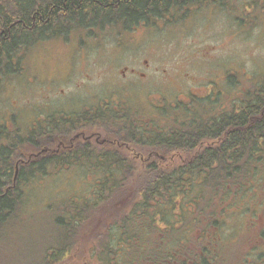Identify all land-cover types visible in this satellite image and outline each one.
Wrapping results in <instances>:
<instances>
[{"label": "trees", "instance_id": "16d2710c", "mask_svg": "<svg viewBox=\"0 0 264 264\" xmlns=\"http://www.w3.org/2000/svg\"><path fill=\"white\" fill-rule=\"evenodd\" d=\"M206 2L0 0V78L8 76V54L15 58L22 49L90 28L154 25ZM159 102L149 114L121 101L55 117L36 135L28 133L25 145L9 136L0 173L33 149L27 142L34 137L69 144L75 134H93L98 143L74 140L70 158L46 157L15 179L0 176V264H264V255L251 259L253 249L247 250L264 243V218L244 221L243 212H233L260 181L264 192V180L251 182L264 160V80L218 115L209 98ZM70 169L83 173L86 196L45 209L50 237L17 234L24 217L34 223L38 214L25 210L23 188ZM262 206L256 203L260 213ZM234 215L241 219L228 231Z\"/></svg>", "mask_w": 264, "mask_h": 264}, {"label": "rangeland", "instance_id": "374dc122", "mask_svg": "<svg viewBox=\"0 0 264 264\" xmlns=\"http://www.w3.org/2000/svg\"><path fill=\"white\" fill-rule=\"evenodd\" d=\"M117 29L93 31L95 36L74 33L66 40L46 41L32 48L21 60L17 78L0 83V133L6 124L27 131L38 112L77 114L121 101H132L143 114H149L153 111L149 108L160 100L169 105L176 100L187 102L190 97L209 98L212 114L218 115L241 104L264 79L261 0L194 5L154 25L139 24L121 34ZM144 60L149 68L143 67ZM123 68H127L124 76ZM139 68L144 79L130 74ZM81 174L75 169L62 170L24 187L25 210L38 214L34 223L24 217L16 233L36 240L50 237L51 219L45 209L86 196ZM259 179L264 180V160L251 182ZM260 182L261 188L233 209L244 213V221L264 218V206L261 213L256 207L264 201ZM240 216L228 218L226 230H233ZM241 231L239 227L236 234ZM35 233H39L37 237ZM263 244L256 250L254 245L247 247L253 249L251 259L264 255Z\"/></svg>", "mask_w": 264, "mask_h": 264}, {"label": "flooded vegetation", "instance_id": "af4514ba", "mask_svg": "<svg viewBox=\"0 0 264 264\" xmlns=\"http://www.w3.org/2000/svg\"><path fill=\"white\" fill-rule=\"evenodd\" d=\"M223 2L225 0H208V2H206L207 4H215V3H219V2ZM106 28L109 27H105L102 30H105ZM93 32L94 28H90L88 30H84L82 32ZM38 44L34 45L31 48H34L35 46H37ZM30 49V48H29ZM27 49V50H29ZM23 50V49H22ZM20 57L17 56L15 58H13V56L11 54H8V80H12L13 76H11L10 74L12 72H16L18 69L21 70L20 67ZM142 65L144 68H149L148 63L146 60H144L142 62ZM141 68L139 69H132L130 70V74L133 76H136L140 79H143L145 77V74L142 73L140 71ZM126 71V69H125ZM19 73V72H18ZM124 76V75H123ZM7 78V77H5ZM0 80H2L0 78ZM264 80V79H262ZM73 115V114H72ZM71 114H64V115H60V114H54V115H43L41 114V112H38L35 116V120H34V125L32 127H30L26 132H22L23 134L21 135V131L19 129H17L15 126H10L8 128V124L3 126L4 130H8L9 134H8V138L10 135H12V133H14L15 138H17L18 140H21V145H25V143L23 142L24 139L28 138L27 135L28 133L34 134L36 135L38 133V131L40 129L43 128L44 123L46 122H50L51 119H56L55 117H64V119L70 118L72 116ZM45 116H47V119L45 118ZM59 120V119H57ZM46 125V124H45ZM40 135V134H39ZM37 135V137L39 136ZM43 138V142H40L37 140L36 137H34V143H28L30 144V146H32L33 149L31 150H27L24 153H19L17 154L14 159L12 160V166L10 168H7L8 170H6V172H1L0 176L3 177L5 180H8V178L14 177V175L18 173L19 171H21L24 167L28 166L29 164H34L35 162H39L42 159H45L46 157L48 159L51 158H60V156H63L65 158H70L71 154H72V142L74 140H82V146H91L95 143L96 139L95 137H90V136H80L77 139H73V136L71 138V143L69 144H64L61 142L60 139H57L54 136L48 137V136H41ZM87 137V138H86ZM86 138V139H84ZM0 147L4 148L5 150L7 147V137H5L4 135H2L0 133ZM9 154V153H8ZM8 156H6L5 158H7ZM12 159V157H11ZM66 162H70L73 163L74 160H66ZM6 191H8V181L6 183Z\"/></svg>", "mask_w": 264, "mask_h": 264}]
</instances>
